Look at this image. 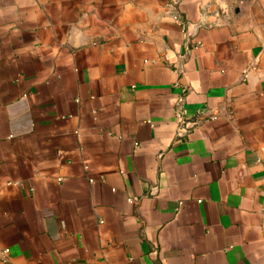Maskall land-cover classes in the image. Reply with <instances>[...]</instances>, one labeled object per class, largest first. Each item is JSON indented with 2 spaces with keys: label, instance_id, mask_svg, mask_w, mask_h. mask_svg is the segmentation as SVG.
Segmentation results:
<instances>
[{
  "label": "crops",
  "instance_id": "obj_1",
  "mask_svg": "<svg viewBox=\"0 0 264 264\" xmlns=\"http://www.w3.org/2000/svg\"><path fill=\"white\" fill-rule=\"evenodd\" d=\"M0 264H264V0H0Z\"/></svg>",
  "mask_w": 264,
  "mask_h": 264
},
{
  "label": "built area",
  "instance_id": "obj_2",
  "mask_svg": "<svg viewBox=\"0 0 264 264\" xmlns=\"http://www.w3.org/2000/svg\"><path fill=\"white\" fill-rule=\"evenodd\" d=\"M199 42L196 41V43L194 45H198ZM183 102H184V98L181 96V97H178L176 102H175V105H176V110H175V115L179 118L182 117V114H183V111H182V106H183Z\"/></svg>",
  "mask_w": 264,
  "mask_h": 264
}]
</instances>
